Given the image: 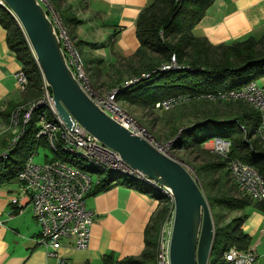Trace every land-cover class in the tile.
I'll use <instances>...</instances> for the list:
<instances>
[{
    "label": "trees",
    "instance_id": "obj_1",
    "mask_svg": "<svg viewBox=\"0 0 264 264\" xmlns=\"http://www.w3.org/2000/svg\"><path fill=\"white\" fill-rule=\"evenodd\" d=\"M213 1L148 0L135 23L138 47L131 54L107 63L104 72L101 69L105 64L104 59L83 53V46L96 49L104 47V44L75 39L74 36L76 26L83 22L77 13L85 6L84 0H78L76 4L70 0H47V3L58 16L94 88L104 86L109 91L115 90L114 99L118 104L137 106L153 113L158 110L155 108L156 102L172 95L189 93L199 96L239 88L264 77V35L212 44L206 37L193 34V29ZM41 4L50 18L47 5ZM0 25L7 31L8 47L15 53L29 78V86L23 92L22 99L0 111L4 121L12 126L14 111L40 95L43 78L21 27L1 6ZM172 57L175 68L162 70L161 66L170 64ZM102 73L108 76V83L98 82ZM130 80L135 81L129 83ZM24 109L19 111V118ZM41 110L35 109L26 123L19 121L22 132L15 143L11 142L15 136L13 133L5 140L4 154H0V186L16 181L29 154L39 144L46 145L44 139L36 138ZM167 111L163 110L162 116L141 124L156 140L168 143L167 152L177 158L178 153L187 151L213 157L195 166V179L205 194L215 223V238L208 264H217L218 260L220 264H227L223 253L231 247L247 250L251 239L242 229L246 214L229 219L225 217L226 211L251 207L264 215V199L256 201L243 194L229 174L228 161L210 151L205 144L214 137L229 140V157L239 158L252 165L264 180V143L257 136L259 113L246 101L195 97ZM156 126H159L158 130L154 131ZM53 154L51 159L64 158L60 151H53ZM85 170L100 174L89 194L104 190L115 182L139 189L160 202L146 228L142 253L137 257L121 259L106 254L101 264H156V235L160 224L170 213L169 199L134 177L102 173L89 167ZM216 171L220 174L215 178L213 174Z\"/></svg>",
    "mask_w": 264,
    "mask_h": 264
},
{
    "label": "crops",
    "instance_id": "obj_2",
    "mask_svg": "<svg viewBox=\"0 0 264 264\" xmlns=\"http://www.w3.org/2000/svg\"><path fill=\"white\" fill-rule=\"evenodd\" d=\"M84 3L83 11L77 13L83 22L74 30L75 39L104 47L83 46V53L110 60L112 48L124 55L134 52L139 45L136 19L148 0H84ZM193 34L206 37L212 44L249 36L258 38L264 35V0H214ZM6 37V29L0 25V111L23 96L14 79L22 64L8 47ZM260 81L257 84L264 87V77ZM11 133L14 134L12 126L0 115V154H4V142ZM205 146L209 147V142ZM16 196L20 197V206L10 203ZM85 203L94 213L88 246L74 249L71 240H65L56 250V256H49L38 241L40 227L30 203L21 197L19 183L0 186V264H58V258L66 259L69 264H101L106 254L121 259L142 253L146 228L160 205L157 198L114 182L95 194L88 193ZM242 229L251 239L253 264H264V246L260 248L264 242V215L250 209Z\"/></svg>",
    "mask_w": 264,
    "mask_h": 264
},
{
    "label": "built area",
    "instance_id": "obj_3",
    "mask_svg": "<svg viewBox=\"0 0 264 264\" xmlns=\"http://www.w3.org/2000/svg\"><path fill=\"white\" fill-rule=\"evenodd\" d=\"M39 2L49 5L47 0H39ZM0 6L20 26L17 18L3 0H0ZM68 49L72 58L69 59V62L67 60V63L70 66L74 62L77 69L74 75L92 100L115 121L135 134L147 138L159 150L168 153L164 146L152 138L144 126L139 125L133 116L118 105L114 99L115 90H111L104 97H101L89 88L83 67L77 56L73 54V49ZM173 68H175L174 57H172L170 64L161 66L162 70ZM14 79L18 90L22 93L25 92L29 86V78L22 67L16 71ZM134 81L130 80L129 83ZM194 97L248 102L259 113L257 136L264 143V87L258 85L255 80L239 88L218 90L214 93L200 94L199 96H192L189 93L172 95L156 102L155 108L169 110L177 104L188 102ZM23 108L25 109L22 117L19 118V111ZM37 108H42V110L38 114L36 138L44 139L52 152L60 151L64 158L60 156L56 159H48L43 164H36L33 162V154L36 152V148L23 163L16 181L20 185L21 197L26 198L31 205L33 216L40 227L38 241L45 248L47 254L56 256V250L63 246L65 240H71V247L74 249H85L88 246L94 213L87 208L85 198L94 183L98 182V179L93 180L91 174L85 170L86 167H89L102 173H119L127 177H134L169 199L171 203L170 213L160 224L156 235L155 263L171 264L169 242L173 217V200L170 191L145 175L130 169L116 151L102 144L76 120L72 119L71 125L67 126L55 110L50 88L44 80L40 86V95L25 106H19L12 114L11 122L15 134L11 140L12 143H15L22 132L19 121L22 120L23 123L29 121L33 111ZM208 142L213 153L228 161L229 174L243 194L256 201L263 200L264 180L262 176L252 165L243 162L239 158L229 157L230 141L221 137H214ZM76 158H81L85 164ZM10 203L20 206V197L11 198ZM223 258L227 264H253L255 254L250 248L239 250L236 247H231L223 253ZM58 264L69 263L66 259L58 258Z\"/></svg>",
    "mask_w": 264,
    "mask_h": 264
},
{
    "label": "water",
    "instance_id": "obj_4",
    "mask_svg": "<svg viewBox=\"0 0 264 264\" xmlns=\"http://www.w3.org/2000/svg\"><path fill=\"white\" fill-rule=\"evenodd\" d=\"M17 18L54 108L67 126L72 119L116 151L132 170L167 188L173 200L171 264H208L215 223L205 194L182 160L163 152L103 111L85 92L67 63L52 20L39 0H3Z\"/></svg>",
    "mask_w": 264,
    "mask_h": 264
},
{
    "label": "rangeland",
    "instance_id": "obj_5",
    "mask_svg": "<svg viewBox=\"0 0 264 264\" xmlns=\"http://www.w3.org/2000/svg\"><path fill=\"white\" fill-rule=\"evenodd\" d=\"M73 3H77V0H70ZM47 9L50 15V19L53 22V25L55 27V31L60 39L61 42V47L64 49V51L67 54L66 59L69 62V59H71V54H70V50L68 48H71L72 50V46L69 42V38L67 36V34L65 33V31L62 28V25L59 21L58 16L56 15L55 11L53 10V8L50 5H47ZM79 11H83V10H79ZM112 59H107L105 60V64L103 66H101V69L104 71L107 70V63L111 62L112 60L115 59H119L121 58L124 54H121L117 51L114 50V48H112ZM74 51V50H72ZM74 55H76L75 53H73ZM72 71L74 72V74H76L77 69L76 66L73 62L72 65H70ZM84 71V70H83ZM84 74L86 76V79L88 81V85L89 88L98 96L104 97L106 94H108V92H110L106 87L104 86H99L94 88V86L92 85V82L90 80V75H88L85 71ZM260 79H262V77L256 79V82H258L259 84L261 83ZM109 78L105 73H102L100 78H99V83L101 84V82H107L108 83ZM123 110H125L128 114H130L131 116H133L135 118V120L137 121V123L139 125L142 124H147L148 122H151L153 119H155L156 117H160L162 116V112L163 110H154L153 113H151L148 110H143L140 107L137 106H129L127 104H118ZM172 108H170L169 110H171ZM168 110V111H169ZM165 112L167 110H164ZM167 111V112H168ZM47 112V111H46ZM142 122V124H141ZM159 127V126H158ZM158 127L156 126V128L154 129V131L158 130ZM156 142L160 143L162 146H164L166 148V150L168 149V143H161L160 141L156 140L154 137H152ZM212 139H210L209 141H211ZM208 149H210L209 147H206ZM211 151V149H210ZM54 154L52 152V150L46 146V145H42L39 144V146L36 149V152L33 154V162L36 164H43L44 162H46L48 159L53 158ZM178 158L180 160L183 161V163L186 165V167L188 168V170L190 171V173L194 176V178H196V174H195V166H198L199 164H201L204 160L208 159V158H213L212 156H207L204 157L203 155H197L196 152L194 151H187V152H180L178 153ZM78 161L83 162V164H85L84 160H82L81 158H76ZM93 180L97 179L98 177H100V174H96V173H90ZM220 173L219 172H214L213 176L216 178ZM250 209H253L251 207L245 208L243 210H233V211H226V218H233V217H238L239 215H243L246 214L247 212H249ZM255 210V209H254ZM257 211V210H256ZM241 212V213H240ZM264 246V242L261 243L260 248H262ZM217 264H220V260L217 261Z\"/></svg>",
    "mask_w": 264,
    "mask_h": 264
}]
</instances>
